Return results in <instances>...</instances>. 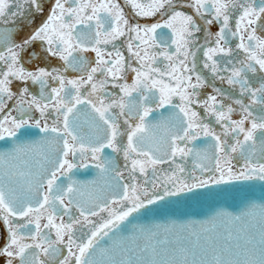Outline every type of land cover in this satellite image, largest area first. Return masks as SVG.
I'll return each instance as SVG.
<instances>
[{
  "label": "snow or ice",
  "instance_id": "snow-or-ice-1",
  "mask_svg": "<svg viewBox=\"0 0 264 264\" xmlns=\"http://www.w3.org/2000/svg\"><path fill=\"white\" fill-rule=\"evenodd\" d=\"M0 264H264V0H0Z\"/></svg>",
  "mask_w": 264,
  "mask_h": 264
},
{
  "label": "water",
  "instance_id": "water-1",
  "mask_svg": "<svg viewBox=\"0 0 264 264\" xmlns=\"http://www.w3.org/2000/svg\"><path fill=\"white\" fill-rule=\"evenodd\" d=\"M229 203H231V201H229ZM187 211L193 214V218L199 219L209 211V206L207 203L193 204Z\"/></svg>",
  "mask_w": 264,
  "mask_h": 264
}]
</instances>
